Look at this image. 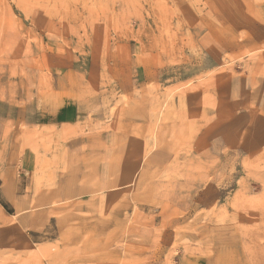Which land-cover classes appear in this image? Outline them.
<instances>
[{
	"label": "rangeland",
	"instance_id": "rangeland-1",
	"mask_svg": "<svg viewBox=\"0 0 264 264\" xmlns=\"http://www.w3.org/2000/svg\"><path fill=\"white\" fill-rule=\"evenodd\" d=\"M0 264H264V0H0Z\"/></svg>",
	"mask_w": 264,
	"mask_h": 264
},
{
	"label": "crops",
	"instance_id": "crops-1",
	"mask_svg": "<svg viewBox=\"0 0 264 264\" xmlns=\"http://www.w3.org/2000/svg\"><path fill=\"white\" fill-rule=\"evenodd\" d=\"M70 116H68V118H69ZM72 117V116H71ZM62 118H65V117H62ZM66 119V118H65ZM70 121L71 122H73L74 121V117H72L71 119H70ZM43 125H41V124H39L40 126H51L52 125V123H48V122H45V123H42Z\"/></svg>",
	"mask_w": 264,
	"mask_h": 264
},
{
	"label": "bare ground",
	"instance_id": "bare-ground-1",
	"mask_svg": "<svg viewBox=\"0 0 264 264\" xmlns=\"http://www.w3.org/2000/svg\"><path fill=\"white\" fill-rule=\"evenodd\" d=\"M197 11V10H196ZM201 92V91H200ZM183 103V102H182ZM234 127V126H233Z\"/></svg>",
	"mask_w": 264,
	"mask_h": 264
}]
</instances>
